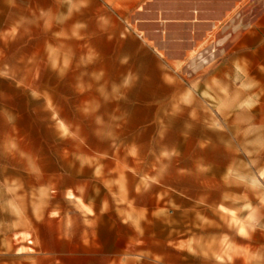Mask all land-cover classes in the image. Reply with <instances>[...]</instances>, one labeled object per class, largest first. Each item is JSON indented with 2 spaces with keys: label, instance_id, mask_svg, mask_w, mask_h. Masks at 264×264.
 <instances>
[{
  "label": "rangeland",
  "instance_id": "rangeland-1",
  "mask_svg": "<svg viewBox=\"0 0 264 264\" xmlns=\"http://www.w3.org/2000/svg\"><path fill=\"white\" fill-rule=\"evenodd\" d=\"M155 17L0 0V264H243L264 243V93H213L196 35Z\"/></svg>",
  "mask_w": 264,
  "mask_h": 264
},
{
  "label": "crops",
  "instance_id": "crops-1",
  "mask_svg": "<svg viewBox=\"0 0 264 264\" xmlns=\"http://www.w3.org/2000/svg\"><path fill=\"white\" fill-rule=\"evenodd\" d=\"M146 1L107 0L117 7L135 8L147 4L156 16V27L183 28L189 31L187 36L196 35L193 43L190 44L187 39L181 46L182 50L189 48L185 52L186 60L196 63L197 76L206 78L203 84L211 83L213 93H216L222 76H228L230 83L234 77L233 84L243 86V92L251 94V103H246L245 110H253L254 95L264 93V0ZM155 53L161 57L158 49ZM222 60L228 62L227 67L221 65ZM225 68L227 73L222 72ZM237 80L240 83L238 86ZM261 109V122L264 123L263 105ZM27 189V186H22L21 200L28 197ZM261 205L264 206V199ZM261 222L259 233L264 240V213ZM4 241L0 238V247ZM243 253L239 258L243 264H264V243H246Z\"/></svg>",
  "mask_w": 264,
  "mask_h": 264
},
{
  "label": "clouds",
  "instance_id": "clouds-1",
  "mask_svg": "<svg viewBox=\"0 0 264 264\" xmlns=\"http://www.w3.org/2000/svg\"><path fill=\"white\" fill-rule=\"evenodd\" d=\"M84 25H82V24H79V25H77L76 27H83ZM73 35H76V33L75 32H73ZM67 65V63H65V66Z\"/></svg>",
  "mask_w": 264,
  "mask_h": 264
}]
</instances>
